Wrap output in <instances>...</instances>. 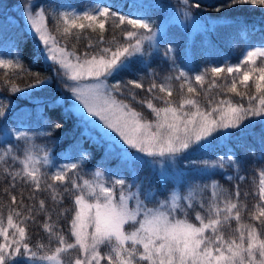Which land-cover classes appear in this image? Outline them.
Listing matches in <instances>:
<instances>
[{
    "label": "trees",
    "instance_id": "1",
    "mask_svg": "<svg viewBox=\"0 0 264 264\" xmlns=\"http://www.w3.org/2000/svg\"><path fill=\"white\" fill-rule=\"evenodd\" d=\"M27 1L0 6L3 262L32 264L29 258L53 253L64 264L84 260L74 230L79 195L102 200L135 189L144 205L155 207L176 187L174 215L204 225L208 241L236 245L246 258L251 248L264 264V56L246 57L253 44L264 42V0H188L183 4L197 15V27L168 22L156 41L143 40L138 50H132L131 33L160 25L164 12L157 3L37 0L49 32L72 51L95 56L129 47L112 77L113 95L140 117L153 119L164 105L198 106L213 115L232 106L258 113L251 126L179 154L178 173L167 177L145 158L87 133V120L55 99L65 90L55 66L35 36L2 12ZM66 3L71 10L60 9ZM98 251V264H145L139 241L108 236Z\"/></svg>",
    "mask_w": 264,
    "mask_h": 264
},
{
    "label": "rangeland",
    "instance_id": "2",
    "mask_svg": "<svg viewBox=\"0 0 264 264\" xmlns=\"http://www.w3.org/2000/svg\"><path fill=\"white\" fill-rule=\"evenodd\" d=\"M144 4L162 6L164 14L160 25L149 32L143 30L136 36L133 49L138 50L143 40L156 41L171 21L190 29L197 27L199 19L183 3L173 4L171 0H139ZM5 0H0V6ZM37 0H28L23 7L16 2L2 12L11 20L32 33L46 59L55 66L56 73L65 90L55 99L64 108L87 120L86 132L100 137L107 145L128 156L146 159L164 177L178 173L177 156L188 149L199 148L214 140L231 136L246 126H251V112H240L231 107L228 112L218 115L208 114L194 106L185 111L174 105L154 110L153 119H145L123 101L113 95L112 77L117 69L126 63L124 57L128 48L110 51L106 55L82 56L60 42L47 27L46 15ZM1 9V8H0ZM62 10H71L66 3ZM20 14V17L17 14ZM129 54V53H128ZM264 56V42L253 44L246 57L256 59ZM264 113V112H263ZM264 114L261 115L263 118ZM264 194V177L262 179ZM173 195L155 207L144 205L138 192L127 191L107 199L77 198L74 230L76 241L86 256L71 264H98V247L105 237L115 236L121 241L134 240L143 245L141 258L145 264H257L260 257L254 256L248 248V257L243 249L231 243L208 241L202 227L174 215L179 192L176 187ZM130 222L128 227L125 224ZM0 264L2 250L7 248L6 228L0 225ZM17 248V246H16ZM264 257V252H263ZM32 264H64L58 253L29 258ZM264 260V258H262ZM131 264H141L131 262Z\"/></svg>",
    "mask_w": 264,
    "mask_h": 264
}]
</instances>
